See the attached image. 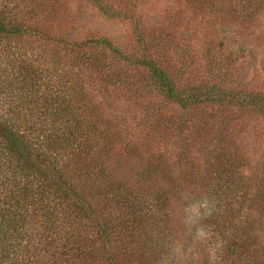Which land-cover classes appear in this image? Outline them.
Segmentation results:
<instances>
[{
	"label": "trees",
	"instance_id": "16d2710c",
	"mask_svg": "<svg viewBox=\"0 0 264 264\" xmlns=\"http://www.w3.org/2000/svg\"><path fill=\"white\" fill-rule=\"evenodd\" d=\"M89 1L109 18L122 17L118 6L129 12L126 0ZM187 1L204 19L221 13L225 25L226 44L202 47L217 72L201 83L171 66L166 43H145L146 28L134 14L144 42L137 56L108 33L82 37L56 26L68 0H0V264H264V186L249 173L251 159L236 149L215 184L173 170L162 154L137 146L124 116L99 97L106 84L126 79L135 86L126 74L135 65L148 87L183 109L264 114V91L242 88L227 72L249 50L248 39L237 35L240 25L262 23L264 0ZM94 70L101 88L92 82ZM208 127L199 129L200 138ZM120 149L133 157L124 161ZM187 192L199 196L186 200ZM187 201L195 207L177 215ZM185 213L208 233L190 231Z\"/></svg>",
	"mask_w": 264,
	"mask_h": 264
},
{
	"label": "rangeland",
	"instance_id": "374dc122",
	"mask_svg": "<svg viewBox=\"0 0 264 264\" xmlns=\"http://www.w3.org/2000/svg\"><path fill=\"white\" fill-rule=\"evenodd\" d=\"M110 1L117 4L119 0ZM62 5V14L54 23L56 22V26L64 32L67 31L68 35L82 34L83 37L108 33L127 54L137 56L143 52L144 42L138 40L135 31L137 23L130 17L134 14L141 23L139 28H146L145 43H154L155 48L161 47L163 42L166 43L171 66L184 69L183 79L188 78L190 82L201 83L208 81L210 77L212 80L211 75L217 70L208 64V59L201 51L205 41L219 44L224 40L225 44L227 43L223 38L225 25L216 17L221 13L204 19L203 14L193 5L189 6L187 0H126L125 6L129 12L119 6L116 8L121 18H109L89 0H68ZM222 15L225 20L227 14ZM227 22L225 21V24ZM227 27L231 28L230 25ZM240 29L242 36L240 33L237 35L239 38L248 39L249 50L244 55L235 57L237 60L227 69L228 75L232 81L235 79L241 82L242 88L247 86L256 91H264V20L258 26L245 23L240 25ZM249 32H252L250 37ZM233 40L234 38L230 41ZM179 46H183V49H179ZM90 73L95 78L92 79L93 84L101 88L99 74L95 70ZM126 74L137 81L135 86L127 84L126 79L115 85L106 84L103 85L99 97L104 98L109 109L124 116L127 121V136L134 140L137 146L146 144L152 151L166 157L173 170L192 171V175L208 178V181L214 184L217 176H224L227 172L228 161L232 159L230 155L238 149V156H247L253 162L250 164L249 173L256 176L257 185L264 186V180L261 178L264 174L263 113L256 109L253 111L233 107L225 110L222 106L212 108L208 105L186 110L176 103L165 101L154 88L148 87L144 81L143 69L137 70L135 65H129ZM214 80L220 82V77ZM91 91L97 95L94 89L91 88ZM203 126H209L211 133L205 138H200L198 132ZM140 151L137 150L141 156ZM117 153L126 161L133 157L134 151L125 152L120 149ZM117 165L122 164L113 163L115 168ZM125 168L126 172H129L128 166ZM134 170L141 172L138 164ZM203 184L205 182L200 185ZM205 187H199V192ZM188 195V192L185 193L186 200L199 196V193ZM259 201L261 202L260 199ZM187 204L190 207L187 209L186 204L180 207L176 211L177 215L196 205H192V201H187ZM185 219L189 225H194L190 231L196 230V235L208 233V230L198 223L199 220L193 221L186 213Z\"/></svg>",
	"mask_w": 264,
	"mask_h": 264
}]
</instances>
